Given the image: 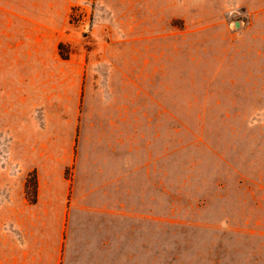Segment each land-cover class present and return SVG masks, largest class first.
I'll return each mask as SVG.
<instances>
[{
    "label": "rangeland",
    "instance_id": "1",
    "mask_svg": "<svg viewBox=\"0 0 264 264\" xmlns=\"http://www.w3.org/2000/svg\"><path fill=\"white\" fill-rule=\"evenodd\" d=\"M48 1L91 70L132 81L127 198L144 217L133 258L143 248L148 264H264V0ZM46 2L0 0V38L31 47L44 30L31 12ZM57 129L0 126V185L23 183L32 201L13 141Z\"/></svg>",
    "mask_w": 264,
    "mask_h": 264
},
{
    "label": "crops",
    "instance_id": "2",
    "mask_svg": "<svg viewBox=\"0 0 264 264\" xmlns=\"http://www.w3.org/2000/svg\"><path fill=\"white\" fill-rule=\"evenodd\" d=\"M33 9L44 30L31 47L15 34L0 38V126L64 129L13 141L19 175L33 173L35 187L27 201L23 183L0 185V264H148L144 249L134 259L128 242L135 217L144 219L127 198L135 173L132 81L91 70L50 1ZM59 44L71 49L65 60Z\"/></svg>",
    "mask_w": 264,
    "mask_h": 264
},
{
    "label": "water",
    "instance_id": "3",
    "mask_svg": "<svg viewBox=\"0 0 264 264\" xmlns=\"http://www.w3.org/2000/svg\"><path fill=\"white\" fill-rule=\"evenodd\" d=\"M234 28H238V23L234 22Z\"/></svg>",
    "mask_w": 264,
    "mask_h": 264
},
{
    "label": "trees",
    "instance_id": "4",
    "mask_svg": "<svg viewBox=\"0 0 264 264\" xmlns=\"http://www.w3.org/2000/svg\"><path fill=\"white\" fill-rule=\"evenodd\" d=\"M58 47H60V45H58ZM61 57V59H65V56H60Z\"/></svg>",
    "mask_w": 264,
    "mask_h": 264
}]
</instances>
